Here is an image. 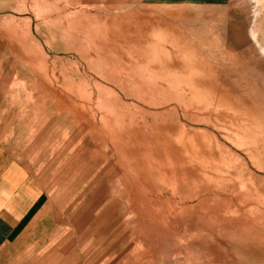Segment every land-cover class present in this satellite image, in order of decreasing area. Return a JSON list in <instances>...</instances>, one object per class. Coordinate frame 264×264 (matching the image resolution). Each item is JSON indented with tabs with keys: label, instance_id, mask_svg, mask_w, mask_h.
<instances>
[{
	"label": "rangeland",
	"instance_id": "1",
	"mask_svg": "<svg viewBox=\"0 0 264 264\" xmlns=\"http://www.w3.org/2000/svg\"><path fill=\"white\" fill-rule=\"evenodd\" d=\"M98 195L150 249L112 264H264V0H0V264H61Z\"/></svg>",
	"mask_w": 264,
	"mask_h": 264
},
{
	"label": "crops",
	"instance_id": "2",
	"mask_svg": "<svg viewBox=\"0 0 264 264\" xmlns=\"http://www.w3.org/2000/svg\"><path fill=\"white\" fill-rule=\"evenodd\" d=\"M78 187H81L80 182L78 183L76 188H74V190H76ZM79 189L81 190V188ZM85 189L86 185L82 184V194L84 193ZM26 192L27 191H25L24 195L26 194ZM69 195L71 196V193ZM78 195V198L74 197V201L72 203L71 200H73V198H70V204L67 205V209L69 211L72 210L73 212H75L78 208H81L83 195H81L80 192L78 193ZM19 196L23 197V193H19ZM92 204L93 210L97 211V216L90 221L87 227H85L86 230H88V237L81 239L82 241L78 240L80 243L76 241L75 238L78 234L76 232L77 230H75L74 228L78 229V225L76 224V221H72L71 227H73V230L70 232L68 237L64 238L63 242L60 244L59 249L53 248V252H50V254L55 255V261H61V264H112V261H110L112 259V256L119 253L120 250L125 251L124 253L127 254L125 256H128V259L132 261L135 257H137V253H144L145 251L147 252L150 250L149 248L143 247L144 243L142 244V247H139L137 249L133 248L131 250L122 248L124 243L127 241L130 246L136 245L134 235L137 223H133L131 227L127 228L126 219L128 218L125 217V212L122 211L127 208L126 206L121 207V209L118 200L113 199L105 201L100 196L98 197V199H95ZM30 208L15 217H13L12 214H10V217H8V214H0V245L8 242L9 239L16 235V233L20 229H22L21 227L24 223V218L28 214ZM262 215V218L264 219V214ZM102 224H105V226L107 227L110 226L103 237H101V234L98 231ZM97 231L99 232V236L96 240L95 247L93 248L94 250L89 252L88 248L90 246L91 239H88L92 237L96 239L95 235L96 233H98ZM82 237L84 236L81 235L80 238ZM111 244H114L115 247L108 250V247H110ZM56 252L59 253L56 254ZM107 252H109L110 254ZM61 256L63 257L61 258Z\"/></svg>",
	"mask_w": 264,
	"mask_h": 264
},
{
	"label": "bare ground",
	"instance_id": "3",
	"mask_svg": "<svg viewBox=\"0 0 264 264\" xmlns=\"http://www.w3.org/2000/svg\"><path fill=\"white\" fill-rule=\"evenodd\" d=\"M102 40V39H101ZM151 141V140H150ZM152 142V141H151ZM158 142V141H157ZM174 142V141H173ZM132 143V142H131ZM135 143V142H134ZM137 145V144H136ZM150 145V144H149ZM128 146V145H127ZM148 146V145H147ZM158 146H160V145H158ZM129 147V146H128ZM137 147V146H136ZM131 148H132V146H131ZM138 148V147H137ZM151 148V147H150ZM160 148V147H159ZM162 149V148H161ZM133 150H135V149H133ZM133 150H131L132 152H133ZM152 150V149H151ZM150 151V150H149ZM156 151V150H155ZM165 151H167V149L165 150ZM135 152V151H134ZM143 152H146V151H143ZM152 152H153V150H152ZM157 152V151H156ZM160 152V151H159ZM162 153V152H161ZM188 153V152H187ZM136 154V153H135ZM146 154V153H145ZM153 154H154V152H153ZM159 154V153H158ZM163 154V153H162ZM140 155V154H139ZM176 155V154H175ZM163 156V155H162ZM168 156H169V154H168ZM195 156V155H194ZM133 157L134 156H132V158H129V159H133ZM137 157V156H136ZM135 157V158H136ZM146 157V156H145ZM187 157V156H186ZM215 157V156H214ZM155 158H157V157H155ZM162 158H165L164 156L162 157ZM162 158H161V160H162ZM173 158V157H172ZM149 159V158H148ZM169 158H167V160H168ZM134 160H136V159H134ZM150 160V159H149ZM173 161H174V159H172ZM171 160V161H172ZM176 160V159H175ZM164 161H165V159H164ZM170 161V160H169ZM169 161H168V164H169ZM132 162V161H131ZM130 162V163H131ZM135 162V161H134ZM176 162H178V161H176ZM154 163V162H153ZM163 163V162H162ZM154 164H156V163H154ZM174 164H175V162H174ZM157 165V164H156ZM162 165V164H161ZM166 165V164H165ZM164 165V166H165ZM132 168V167H131ZM132 172V171H131ZM135 172V171H134ZM216 172V171H215ZM124 173V172H123ZM181 173V172H180ZM176 174V173H175ZM129 175H131V174H129ZM133 175V174H132ZM174 175V174H173ZM182 175V174H181ZM120 176H121V173H120ZM166 176V175H165ZM136 177V176H135ZM139 177V176H138ZM138 177L137 178H134V177H132V179H137L136 181H138ZM131 179V178H130ZM143 180V179H142ZM182 180V179H181ZM169 181V180H168ZM167 181V182H168ZM134 182V181H133ZM139 182V181H138ZM140 183V182H139ZM141 183H142V181H141ZM165 183H166V180H165ZM138 184V183H137ZM146 184V183H145ZM117 185L119 186V187H122L123 188V190L124 191H126L127 193H128V204L130 203L131 205H130V208L132 209V213H133V211H135L136 209V211H138V209H140L141 208V206H142V204L144 205V203H142L141 201H136L135 203H133L134 202V200H133V196H134V193H135V191L133 190V189H136V191L138 192H143V190L144 191H146V193H148L147 191L149 190V188L147 187L146 188V190H145V188H139L140 186L139 185H130L129 184V182H125L122 178L120 179V178H117ZM148 185V184H147ZM147 185H145V186H147ZM159 185V184H158ZM166 185H169L168 183L166 184ZM172 185V184H171ZM144 186V185H143ZM164 187H166V186H164ZM122 190V189H121ZM158 190H160V189H158ZM154 191V190H153ZM141 192V193H142ZM150 192H151V188H150ZM145 193V194H146ZM150 193H148V195H149ZM144 196V195H143ZM157 196V195H156ZM159 196V195H158ZM150 197V196H149ZM155 198V197H154ZM153 198V199H154ZM135 199V198H134ZM151 200H152V198H150ZM133 200V201H132ZM151 200L149 201V202H151ZM165 200H166V198H165ZM155 201H157V199H155ZM233 201V200H232ZM144 202V201H143ZM152 202H153V200H152ZM158 202V201H157ZM156 202V203H157ZM160 203H162V202H160ZM164 203V202H163ZM158 204V203H157ZM157 204H155V205H157ZM134 205V206H133ZM137 205V206H136ZM149 205V204H148ZM154 205V204H153ZM167 205V204H166ZM168 205L169 206H171L169 203H168ZM229 205V204H228ZM168 206V207H169ZM183 206V205H182ZM226 206V205H225ZM126 207H129V206H126ZM144 207V206H143ZM166 207V206H165ZM129 208V209H130ZM151 208V207H150ZM153 208V207H152ZM160 208H162V207H160ZM171 208V207H170ZM170 208H167V209H170ZM226 208L227 209H229L227 206H226ZM231 208V207H230ZM234 208V207H233ZM146 209H147V207H146ZM157 210V209H156ZM163 210V209H162ZM162 210H161V212H162ZM192 210V209H191ZM232 210V209H231ZM235 210H236V208H235ZM234 210V211H235ZM237 210H239V209H237ZM152 211V210H151ZM164 211V210H163ZM169 211V210H168ZM184 211V210H183ZM188 211H190V210H188ZM210 211V210H209ZM243 211H245V210H243ZM154 213H155V211H153ZM171 212H173V211H171ZM236 212V211H235ZM240 212V210L238 211V213ZM131 213V212H130ZM150 213V212H149ZM148 213V214H149ZM175 213V212H174ZM136 214V213H135ZM139 214H141V213H139ZM172 214V213H171ZM170 214V215H171ZM206 214V213H205ZM242 214V213H241ZM241 214H239L238 216H240ZM131 215V214H130ZM134 215V214H133ZM146 215V214H145ZM153 215V214H152ZM157 215V214H156ZM174 215V214H173ZM141 216V215H140ZM147 216V215H146ZM158 216V215H157ZM169 216V214L167 215H163L162 213L159 215V218H158V220L161 222L162 221V223L163 222H165L166 221V219H167V217ZM175 216V215H174ZM133 217V216H132ZM134 217H137L138 218V216H134ZM142 217V216H141ZM141 217H139V218H141ZM154 217H155V215H154ZM242 217V216H241ZM251 218H250V221H254L255 222V220H257L258 218H262V216L260 215V213H259V215H256V217L255 216H250ZM137 218H136V220H137ZM139 218H138V220H139ZM174 218V217H173ZM178 218V217H177ZM240 218V217H239ZM126 220H128V219H126ZM131 220V219H130ZM168 220V219H167ZM129 222V221H128ZM138 222V221H137ZM160 222H158V223H160ZM168 222H169V220H168ZM130 223V222H129ZM144 222H142V224H143ZM153 223V222H152ZM169 224V223H168ZM129 225V224H128ZM149 225H150V223H149ZM163 225V224H162ZM165 225V224H164ZM193 225V224H192ZM151 226V225H150ZM128 227V226H127ZM129 227H131V226H129ZM146 227V226H145ZM162 227V226H161ZM160 227V228H161ZM173 227V226H172ZM142 228H143V226H142ZM164 229V228H163ZM178 229V228H177ZM176 229V230H177ZM131 230H132V228H131ZM144 230V229H143ZM142 230V231H143ZM191 230H193V229H191ZM195 230V229H194ZM158 231V230H157ZM185 231V230H184ZM150 233H151V231H149ZM161 232V231H160ZM188 232V231H187ZM192 232V231H191ZM201 232V231H200ZM184 233H186V232H184ZM189 233H190V231H189ZM140 234H141V232H140ZM188 234V233H187ZM192 234V233H191ZM139 235V234H138ZM194 235V234H193ZM146 236H148V233H147V235ZM188 236V235H187ZM189 236H191L190 234H189ZM188 236V237H189ZM144 237V236H143ZM199 237V236H198ZM201 239V238H200ZM187 240H189V239H187ZM197 240V239H196ZM191 244V243H190Z\"/></svg>",
	"mask_w": 264,
	"mask_h": 264
}]
</instances>
